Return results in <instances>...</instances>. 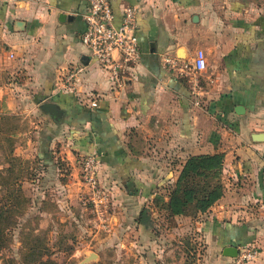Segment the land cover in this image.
I'll return each mask as SVG.
<instances>
[{"label": "crops", "instance_id": "1", "mask_svg": "<svg viewBox=\"0 0 264 264\" xmlns=\"http://www.w3.org/2000/svg\"><path fill=\"white\" fill-rule=\"evenodd\" d=\"M109 2L117 25L125 6L140 11L141 59L123 88L81 42L89 0H0L2 31L20 56L10 66L0 56V79L20 71L40 110L50 102L63 112L45 115L52 125L40 159L54 166L53 142L67 134L73 150L97 154L130 194L149 198L189 157L223 153L224 195L197 225L206 264H229L224 249L245 246L259 250L252 264H264V0ZM198 50L207 59L200 98L163 64L193 61ZM7 93L3 84L0 99Z\"/></svg>", "mask_w": 264, "mask_h": 264}, {"label": "rangeland", "instance_id": "2", "mask_svg": "<svg viewBox=\"0 0 264 264\" xmlns=\"http://www.w3.org/2000/svg\"><path fill=\"white\" fill-rule=\"evenodd\" d=\"M2 30L0 22V56L14 65L20 56ZM24 78L12 70L0 79L9 88L0 99V264H206L202 214L173 217L167 208L179 176L152 197L133 196L99 159L86 170L90 156L67 134L53 142L54 166L45 165L52 123Z\"/></svg>", "mask_w": 264, "mask_h": 264}, {"label": "built area", "instance_id": "3", "mask_svg": "<svg viewBox=\"0 0 264 264\" xmlns=\"http://www.w3.org/2000/svg\"><path fill=\"white\" fill-rule=\"evenodd\" d=\"M15 1V0H12ZM139 9L136 6L123 8V19L116 24L115 13L109 0H89V7L84 15L87 29L81 38L83 46L90 54L91 61L108 73L113 86L123 88L133 74L141 59L140 44L137 35ZM164 67L178 78L188 80L192 92L200 98L199 74L206 69L207 59L203 50H198L193 61L166 56ZM199 105L200 101H196ZM93 108L98 101H91ZM97 154L87 160L86 170L93 168ZM261 208L264 209V203ZM259 258L256 247L245 246L229 264H252Z\"/></svg>", "mask_w": 264, "mask_h": 264}, {"label": "trees", "instance_id": "4", "mask_svg": "<svg viewBox=\"0 0 264 264\" xmlns=\"http://www.w3.org/2000/svg\"><path fill=\"white\" fill-rule=\"evenodd\" d=\"M223 153L191 157L183 166L179 178L169 193L167 208L171 216L206 213L224 195L222 171ZM48 261L39 264H48Z\"/></svg>", "mask_w": 264, "mask_h": 264}, {"label": "water", "instance_id": "5", "mask_svg": "<svg viewBox=\"0 0 264 264\" xmlns=\"http://www.w3.org/2000/svg\"><path fill=\"white\" fill-rule=\"evenodd\" d=\"M16 27L18 29H24L25 24L23 22H17ZM41 110L48 115H51L54 118H60L63 114V112L60 110V108L53 103L45 102L41 105ZM148 216L146 214L143 215V221L147 222ZM239 254V250L236 247H227L224 249V256L229 258H236ZM89 258L88 260H90Z\"/></svg>", "mask_w": 264, "mask_h": 264}]
</instances>
